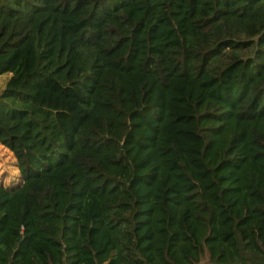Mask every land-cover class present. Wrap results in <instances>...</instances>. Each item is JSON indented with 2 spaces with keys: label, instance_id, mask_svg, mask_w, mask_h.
<instances>
[{
  "label": "trees",
  "instance_id": "obj_1",
  "mask_svg": "<svg viewBox=\"0 0 264 264\" xmlns=\"http://www.w3.org/2000/svg\"><path fill=\"white\" fill-rule=\"evenodd\" d=\"M6 72L0 264H264V0H0Z\"/></svg>",
  "mask_w": 264,
  "mask_h": 264
},
{
  "label": "rangeland",
  "instance_id": "obj_2",
  "mask_svg": "<svg viewBox=\"0 0 264 264\" xmlns=\"http://www.w3.org/2000/svg\"><path fill=\"white\" fill-rule=\"evenodd\" d=\"M6 73L4 75H7ZM7 76H0V91L6 85ZM237 88V73L234 71L224 83V94L232 99ZM184 101L177 99V108H181ZM57 158L53 161L56 162ZM23 179L20 174L19 165L15 154L10 149L0 146V183L9 188L19 187Z\"/></svg>",
  "mask_w": 264,
  "mask_h": 264
},
{
  "label": "crops",
  "instance_id": "obj_3",
  "mask_svg": "<svg viewBox=\"0 0 264 264\" xmlns=\"http://www.w3.org/2000/svg\"><path fill=\"white\" fill-rule=\"evenodd\" d=\"M6 73H9V74H7V75H4V74H6ZM6 73H4V74H0V76H7V80H6V84H7V82H8V80H9V78H10V76H11V72H6ZM6 86V85H5ZM4 86V87H5ZM0 146H3V148H7L5 145H3L1 142H0ZM7 149H9V148H7Z\"/></svg>",
  "mask_w": 264,
  "mask_h": 264
}]
</instances>
